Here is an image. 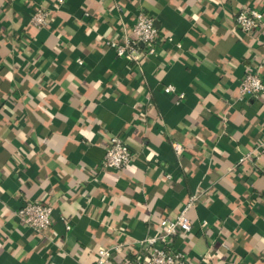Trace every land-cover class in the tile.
Segmentation results:
<instances>
[{"label":"crops","instance_id":"1","mask_svg":"<svg viewBox=\"0 0 264 264\" xmlns=\"http://www.w3.org/2000/svg\"><path fill=\"white\" fill-rule=\"evenodd\" d=\"M243 7L264 0H0V264H95L99 247L123 264L195 194L174 238L189 264H264V96L239 87L264 78V24L237 28ZM140 11L164 39L135 62L108 41ZM115 135L134 161L101 168ZM26 200L53 207L48 229L18 220Z\"/></svg>","mask_w":264,"mask_h":264},{"label":"built area","instance_id":"2","mask_svg":"<svg viewBox=\"0 0 264 264\" xmlns=\"http://www.w3.org/2000/svg\"><path fill=\"white\" fill-rule=\"evenodd\" d=\"M49 18L50 10L40 7L33 14L32 22L42 27L48 23ZM235 24L245 33H255L264 24V13L254 8L243 7L235 15ZM131 32L132 37H127L123 42L108 43L116 49L118 55L135 62L156 54V45L164 39L162 30L156 25L154 18L143 11L137 14ZM239 87L242 95L264 96V78L258 70L248 71L241 79ZM165 89L175 92L172 85L166 86ZM183 96L184 94H179L180 98ZM175 149L178 153L182 151L179 144H175ZM134 157L127 142L115 135L106 150L101 168L120 169L131 164ZM244 159L245 157H242L240 161ZM197 197L196 194L191 196L175 217H164L160 222L159 231L141 240L145 251L134 260H127L123 264H189L185 251L174 247V238L191 231L192 221L189 212L194 208ZM15 214L23 225L41 232L52 225L53 207L39 200H26ZM205 224L206 222H203V225ZM112 254V248L99 247L95 264H107Z\"/></svg>","mask_w":264,"mask_h":264}]
</instances>
